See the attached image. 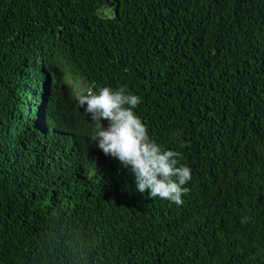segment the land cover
Here are the masks:
<instances>
[{
	"label": "trees",
	"instance_id": "obj_1",
	"mask_svg": "<svg viewBox=\"0 0 264 264\" xmlns=\"http://www.w3.org/2000/svg\"><path fill=\"white\" fill-rule=\"evenodd\" d=\"M68 70L141 98L182 205L90 140ZM0 264H264V0H0Z\"/></svg>",
	"mask_w": 264,
	"mask_h": 264
},
{
	"label": "clouds",
	"instance_id": "obj_2",
	"mask_svg": "<svg viewBox=\"0 0 264 264\" xmlns=\"http://www.w3.org/2000/svg\"><path fill=\"white\" fill-rule=\"evenodd\" d=\"M72 76L73 70L63 72V84L71 87V95L84 110L87 124H95L90 140L134 176L136 191H147L151 199L159 197L182 205V196L190 191L184 185L192 179L191 169L180 163V152L165 150L149 137L147 126L134 112L141 98L124 87L113 90L107 86L79 95L72 87ZM76 79L78 86L79 82L83 84L79 76ZM102 120L107 121V127ZM249 220L250 217H243L241 224Z\"/></svg>",
	"mask_w": 264,
	"mask_h": 264
},
{
	"label": "rangeland",
	"instance_id": "obj_3",
	"mask_svg": "<svg viewBox=\"0 0 264 264\" xmlns=\"http://www.w3.org/2000/svg\"><path fill=\"white\" fill-rule=\"evenodd\" d=\"M83 84L81 82H79V86L78 89L82 88Z\"/></svg>",
	"mask_w": 264,
	"mask_h": 264
}]
</instances>
